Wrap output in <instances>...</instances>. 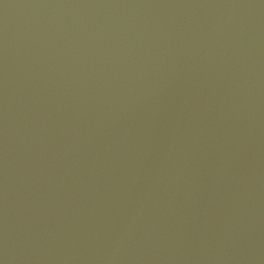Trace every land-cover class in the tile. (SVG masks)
<instances>
[{"label":"water","instance_id":"95a60500","mask_svg":"<svg viewBox=\"0 0 264 264\" xmlns=\"http://www.w3.org/2000/svg\"><path fill=\"white\" fill-rule=\"evenodd\" d=\"M0 264H264V0H0Z\"/></svg>","mask_w":264,"mask_h":264}]
</instances>
